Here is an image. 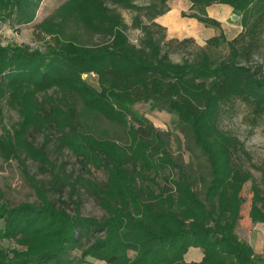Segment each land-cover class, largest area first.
Instances as JSON below:
<instances>
[{
  "label": "trees",
  "instance_id": "16d2710c",
  "mask_svg": "<svg viewBox=\"0 0 264 264\" xmlns=\"http://www.w3.org/2000/svg\"><path fill=\"white\" fill-rule=\"evenodd\" d=\"M40 1L0 0V22L9 18L5 11H15L18 23H29L30 9ZM167 2L115 0L135 12L137 44L129 40L121 14L103 0L89 7H98L100 44L57 41L42 53L0 44V104L5 101L19 115L2 128L0 157L18 161L37 197L32 203L0 202V264H84L86 256L105 264H264L236 233L240 192L252 173L234 160L242 152L239 141L217 125L223 106L232 101L257 115L264 111L263 65L251 62L259 49L264 0H189L181 16L205 26L220 27L207 14L212 4L227 5L239 17V34L227 40L220 30L204 46L189 37L166 39L155 19L169 10ZM224 44L228 53L216 56ZM185 46L191 48L182 59L172 60ZM84 65L101 77V93L81 78ZM49 90L56 96L47 95ZM39 94L46 96L40 100ZM138 102L177 117L186 143L206 158L207 175L195 176L170 154L168 135L133 110ZM101 118L117 126L126 142L106 130L93 135ZM49 129L60 134L58 148L108 173L99 190L101 207L111 208L108 215L82 216L75 202L69 213L29 177L22 154L54 168L45 143L36 147L27 138L32 130ZM53 178L59 189L56 173ZM190 247L202 250L199 261H185Z\"/></svg>",
  "mask_w": 264,
  "mask_h": 264
},
{
  "label": "rangeland",
  "instance_id": "374dc122",
  "mask_svg": "<svg viewBox=\"0 0 264 264\" xmlns=\"http://www.w3.org/2000/svg\"><path fill=\"white\" fill-rule=\"evenodd\" d=\"M101 0H41L36 7H31L33 18L29 23L20 24L16 21L15 11H5L9 13V18L0 22V44L3 47H24L28 51L44 52L46 48L55 42H65L78 40L86 44H100L101 35L98 34L94 20L96 19L97 8L92 7ZM107 7L121 14L124 22L129 26L126 33L133 44H137L141 33L138 29L131 27L132 17L135 12L124 8L115 0H103ZM135 4L143 5L150 0H130ZM177 0H173V4ZM187 2L188 0H182ZM224 5V4H223ZM215 7V6H214ZM214 10V17L220 23V27H209L201 23V27L193 29L198 42H203L204 38L217 35L223 31L227 40L234 38L242 30L239 17L234 21L231 19L232 9ZM237 16V15H236ZM144 19V18H143ZM189 32L183 38H188ZM259 49L252 59V63H260L264 69V22L259 31ZM192 38V37H189ZM166 39L168 38L166 34ZM179 39V38H176ZM182 39V37H181ZM194 44H198L194 38ZM180 48L171 54L174 61H180L183 54L190 49ZM228 53L227 45H222L215 51V55L220 57ZM81 78L91 88L101 93V77L91 66H82ZM58 94V93H57ZM47 95L56 96L53 90H49ZM45 94H39L38 98L43 100ZM0 134L3 126L9 128L19 120V115L5 101L0 104ZM133 110L139 116L146 118L153 127L161 133L168 135V150L170 154L187 167L189 172L197 175L208 174V162L195 148L191 142L186 143V137L177 117L166 110H153L148 103L138 102L133 105ZM98 129L93 130V135L101 136V131L106 130L114 135L119 142H126V136L120 129L104 120L97 121ZM218 128L224 133L235 137L242 149V152L234 155V160L240 163L244 169L252 173L253 178L243 184L240 195L243 199L240 215L244 221L264 219V111L257 115L241 101H232L223 106L217 121ZM94 128V127H92ZM45 133V134H44ZM58 131L49 129L48 131L32 130L27 138L36 147L45 143L49 159L54 168L49 166L40 167L37 161L20 155L24 160L26 170L30 178H34L38 185L47 190L50 199L57 203V206L73 213V202L78 204L79 212L82 216L101 217L108 215L111 211L101 207L99 203V190L105 183H108V173L103 167H96L89 163H83L67 148H58ZM57 174L59 181L56 188L53 174ZM168 173L166 170L163 174ZM161 174V175H163ZM64 181V182H62ZM159 184H163L160 177L157 178ZM74 183L72 189L71 184ZM199 188V184H197ZM7 201L11 204L20 202H37L35 190L29 179L23 174L22 168L16 159L4 160L0 157V202ZM131 209V208H129ZM242 220V221H243ZM4 245H14L12 242H2ZM73 254L80 255L79 250H74ZM132 256L133 252L130 251ZM84 264H105L103 261L95 260L92 257H85Z\"/></svg>",
  "mask_w": 264,
  "mask_h": 264
},
{
  "label": "crops",
  "instance_id": "0c3cea01",
  "mask_svg": "<svg viewBox=\"0 0 264 264\" xmlns=\"http://www.w3.org/2000/svg\"><path fill=\"white\" fill-rule=\"evenodd\" d=\"M173 0H168L167 5L169 10L158 16L155 19V22L160 24L165 28V32L168 38H183L186 35V32H189L188 37H192L200 45L204 43L205 40L209 39L204 38L203 42H198L196 33L193 29L200 28L202 25L194 18L182 17L181 12L187 11L190 2L182 0L175 1L174 5ZM215 6V7H214ZM214 8L217 10H228L230 8L227 5L223 4H212L206 8L207 14L214 18ZM231 9V8H230ZM215 19V18H214ZM217 20V19H216ZM212 37V36H211ZM185 38V37H184ZM264 218V216H262ZM239 220V223L236 228V233L238 237L248 243L252 248L253 252L264 259V219L256 218L255 220L242 221ZM203 256L202 250L200 248L190 247L184 255L186 262L199 261Z\"/></svg>",
  "mask_w": 264,
  "mask_h": 264
},
{
  "label": "water",
  "instance_id": "95a60500",
  "mask_svg": "<svg viewBox=\"0 0 264 264\" xmlns=\"http://www.w3.org/2000/svg\"><path fill=\"white\" fill-rule=\"evenodd\" d=\"M237 18H238V16H236V15H232V16H231V19L234 20V21H235Z\"/></svg>",
  "mask_w": 264,
  "mask_h": 264
}]
</instances>
